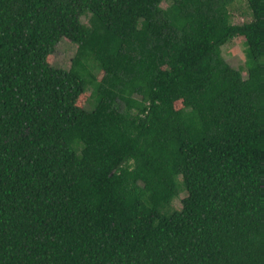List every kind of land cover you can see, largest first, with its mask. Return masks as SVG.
Instances as JSON below:
<instances>
[{
	"label": "trees",
	"instance_id": "16d2710c",
	"mask_svg": "<svg viewBox=\"0 0 264 264\" xmlns=\"http://www.w3.org/2000/svg\"><path fill=\"white\" fill-rule=\"evenodd\" d=\"M236 1L0 0V264H264V0Z\"/></svg>",
	"mask_w": 264,
	"mask_h": 264
},
{
	"label": "rangeland",
	"instance_id": "374dc122",
	"mask_svg": "<svg viewBox=\"0 0 264 264\" xmlns=\"http://www.w3.org/2000/svg\"><path fill=\"white\" fill-rule=\"evenodd\" d=\"M232 15V23L241 24L251 19L250 12L247 8L245 0H237L230 8ZM87 19H83L85 22ZM76 50V45L67 39H61L55 46L54 53L50 56L49 62L54 67L67 69L70 65V60ZM221 54L224 59L234 68H239L243 65L244 56V39L235 38L222 46ZM182 195L180 196V198ZM174 206L179 207V199H176Z\"/></svg>",
	"mask_w": 264,
	"mask_h": 264
}]
</instances>
